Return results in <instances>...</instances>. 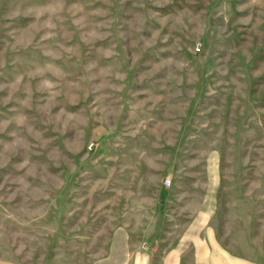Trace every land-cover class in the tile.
Wrapping results in <instances>:
<instances>
[{"label":"rangeland","instance_id":"1","mask_svg":"<svg viewBox=\"0 0 264 264\" xmlns=\"http://www.w3.org/2000/svg\"><path fill=\"white\" fill-rule=\"evenodd\" d=\"M214 255L264 264V0H0V264Z\"/></svg>","mask_w":264,"mask_h":264},{"label":"crops","instance_id":"2","mask_svg":"<svg viewBox=\"0 0 264 264\" xmlns=\"http://www.w3.org/2000/svg\"><path fill=\"white\" fill-rule=\"evenodd\" d=\"M213 258H215V259L213 261H210V263H213V264H250L246 261L234 260L232 258H230V260H227L226 258H223V257L221 258V256H220V260L217 261V259H216L217 255H214Z\"/></svg>","mask_w":264,"mask_h":264}]
</instances>
